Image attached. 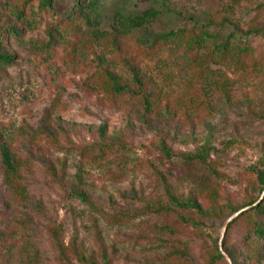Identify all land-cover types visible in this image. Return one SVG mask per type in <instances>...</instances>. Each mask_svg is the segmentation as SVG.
<instances>
[{"label": "rangeland", "instance_id": "1", "mask_svg": "<svg viewBox=\"0 0 264 264\" xmlns=\"http://www.w3.org/2000/svg\"><path fill=\"white\" fill-rule=\"evenodd\" d=\"M146 10L159 13L151 25L118 28V13ZM195 26L241 46L212 55ZM262 27L264 0H52L50 10L0 0V41L14 57L0 65V264H81L76 245L96 264H232L224 247L238 264H264V248L245 254L251 213L223 233L264 197V36L252 34ZM180 29L183 40L142 43ZM136 69L152 110L111 89L108 74L132 86ZM205 145L207 165L182 161Z\"/></svg>", "mask_w": 264, "mask_h": 264}, {"label": "trees", "instance_id": "2", "mask_svg": "<svg viewBox=\"0 0 264 264\" xmlns=\"http://www.w3.org/2000/svg\"><path fill=\"white\" fill-rule=\"evenodd\" d=\"M37 3V8L40 10H50L52 8V0H34ZM23 11L22 10H13L12 16L19 22L23 27L29 26L30 23H27V20L23 18ZM159 13L155 10H146L143 12H136V13H118V28H123V33L128 34L131 30L140 28L143 26H149L153 22H155L158 18ZM11 30L17 33V30L14 26L11 27ZM192 30H197L198 32L195 34L196 40L200 41L205 44H211L213 47V50L211 52L212 55H218L223 56L226 53L233 52L234 50H238L241 46L239 43L233 41V40H225L219 42V37L217 35H212L208 32L207 26H195L192 28ZM182 34V35H181ZM253 35H263L264 36V27L262 28H256ZM186 32L184 29H180L177 32L170 31L166 34L162 35H154L150 36L146 39H143V44H147L149 46H155L159 45L161 43H168V42H174L176 39L183 40L185 37ZM246 47V46H245ZM202 47L200 45H197V49H201ZM223 58V57H222ZM14 62V57L6 54L4 52V47L0 41V65H10ZM133 75V84L132 86H129L128 84H122L120 83L114 76L107 75L110 84L111 89L114 93H128V94H134L137 96H140L143 100V104L146 109L152 110L150 99H151V93L147 91L144 87L143 78L139 75L138 70L132 71ZM164 151L166 153V157L170 159L169 152L164 148ZM211 149L208 145H205L204 147L199 148L196 150L192 155L184 157L182 159L183 162L187 164H193L197 163L199 165H207L209 161ZM99 153L101 155H104L103 149H99ZM2 162L5 167L6 177L10 181V186L17 189V197L19 200H24L26 198L25 190L23 189V186L20 183L21 178L19 176V172L16 169L15 161L12 158L9 151L6 149H2ZM259 182L261 183L262 188H264V173L260 172L258 174ZM72 196L75 198H78L82 202L88 204L91 208H93V204L90 201L89 197L79 189L76 188L73 193H71ZM170 201L179 208H189L194 209L197 212H202L201 205L197 201H188L185 203L178 202L174 197L169 196ZM253 203H250L248 206L251 207L249 211L242 212L235 217V220H239L246 216L247 214L251 213V216L248 217V223H247V230L245 232L244 238L242 240L244 246L246 247L245 254L248 256L249 252L254 250V254L258 255L261 253V249L264 248V197L261 201L257 202L256 206L252 207ZM238 213V212H237ZM233 220V219H232ZM230 221L226 225V230L229 227V225L235 221ZM93 236L95 238V242L98 243V246L101 247L100 239L98 233L94 232ZM57 247L60 253L61 258L66 260L64 250L65 248L57 242ZM224 245V241L222 243ZM77 245L72 251L73 256L75 259L81 263V264H96L95 261L89 257H85L82 252H78L76 249ZM224 252L227 255V257L232 261V264H238L239 260L237 256L233 254V251L227 250L224 247ZM217 258L224 259V257L217 251ZM250 258V257H249ZM257 264H259L257 262Z\"/></svg>", "mask_w": 264, "mask_h": 264}, {"label": "water", "instance_id": "3", "mask_svg": "<svg viewBox=\"0 0 264 264\" xmlns=\"http://www.w3.org/2000/svg\"><path fill=\"white\" fill-rule=\"evenodd\" d=\"M240 213H241V211H239L238 213L234 214V215L228 220V222H230L232 219H234L235 217H237ZM225 230H226V226L224 227L223 233L225 232Z\"/></svg>", "mask_w": 264, "mask_h": 264}]
</instances>
